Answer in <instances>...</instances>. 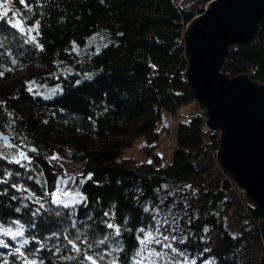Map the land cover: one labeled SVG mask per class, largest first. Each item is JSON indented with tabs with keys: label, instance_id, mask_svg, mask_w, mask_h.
I'll return each instance as SVG.
<instances>
[{
	"label": "trees",
	"instance_id": "16d2710c",
	"mask_svg": "<svg viewBox=\"0 0 264 264\" xmlns=\"http://www.w3.org/2000/svg\"><path fill=\"white\" fill-rule=\"evenodd\" d=\"M9 1L16 9H6ZM25 9L31 16H24ZM3 12L0 128L13 140L0 141V229L22 227L24 235H0L8 245H0V264H24L15 252L24 239L29 243L21 251L37 264H90L86 254L97 264L114 258L135 264L140 240L156 227L155 209L186 198L201 206L190 210L180 248L195 264H241L245 234L261 233L262 215L245 206L241 235L226 228L234 186L221 169L199 166L215 155L218 136L211 133L207 141L195 114L177 124L166 166L158 151L163 112L175 114L195 102L182 42L195 16L194 0H0ZM13 17L20 28L7 22ZM226 72L264 82V22L256 45L233 51ZM37 85L60 90L46 99ZM138 139L150 155L143 161L125 156ZM61 158L84 165L85 199L74 207L52 203L63 175ZM107 223L118 226L120 235ZM118 245L122 250L112 251Z\"/></svg>",
	"mask_w": 264,
	"mask_h": 264
},
{
	"label": "water",
	"instance_id": "95a60500",
	"mask_svg": "<svg viewBox=\"0 0 264 264\" xmlns=\"http://www.w3.org/2000/svg\"><path fill=\"white\" fill-rule=\"evenodd\" d=\"M262 22L264 0H210L185 25L182 42L197 116L218 136V167L244 205L261 213L264 248V82L226 72L233 51L256 45ZM12 140L0 128V141Z\"/></svg>",
	"mask_w": 264,
	"mask_h": 264
},
{
	"label": "rangeland",
	"instance_id": "374dc122",
	"mask_svg": "<svg viewBox=\"0 0 264 264\" xmlns=\"http://www.w3.org/2000/svg\"><path fill=\"white\" fill-rule=\"evenodd\" d=\"M210 0H194V11L195 15L201 13L205 6ZM6 9H16L14 5L9 1L6 4ZM22 12V11H21ZM15 13V12H12ZM25 17L31 16L29 9H25L22 12ZM16 16V13L14 14ZM20 20L19 18H17ZM21 26V23H18ZM95 38V37H94ZM93 38V39H94ZM99 43L105 42L104 39L99 38ZM27 70L22 71L21 74H25ZM4 83L8 81H3ZM37 92L46 99L53 98L58 94L60 90L59 85L54 86H43L37 85ZM197 114L196 102L187 107L180 108L175 114H173V122L170 126L168 137L164 142V146H158V151L161 152L162 165H167L172 157V151L175 147V129L179 122L187 121L190 116ZM170 116L168 112H163V121L166 122ZM166 124V123H165ZM208 131V130H207ZM211 132L208 131L206 134V140L209 141V135ZM142 139H138L134 148H131L125 153L126 157H130L132 160L143 161L146 158H150V155H144L139 149ZM143 159V160H142ZM57 162L61 165L68 167V171H63L62 177L58 179L57 190L53 193L55 198L69 200V196H65L64 193H69L71 196H75L77 193L80 194V186L84 180V165L67 159H58ZM61 165V167H62ZM199 166L207 167L215 171L216 168L220 169L217 165L215 155L206 156L201 159ZM226 175L225 173H220ZM58 188L62 191H58ZM81 196V194H80ZM230 199L232 201L231 210L225 215V226L228 231L238 236L242 233V226L239 220V215L244 213V203L241 200L238 192L234 189L229 192ZM79 199V197H76ZM81 202V201H80ZM182 203V204H181ZM201 203L193 201L190 198L177 199L168 206H160L155 209V220L156 227L145 232L142 239H147V234L151 233L153 240L146 246L142 245L139 251L140 255H137V259H143V264H192L196 261L190 256V254L183 248H180V244L186 237L185 222L187 221L190 210L194 209L198 211ZM159 229V231H157ZM168 239L165 240L164 237ZM175 237V239H173ZM245 242L243 249V260L241 264H264V248L262 243L261 233H247L245 234ZM141 239V240H142ZM159 241L157 243L156 241ZM171 244V248L164 247V245ZM175 249V251H173ZM161 253L162 256L158 257L155 254ZM213 260L208 259L204 264H212Z\"/></svg>",
	"mask_w": 264,
	"mask_h": 264
},
{
	"label": "snow or ice",
	"instance_id": "6c2138e0",
	"mask_svg": "<svg viewBox=\"0 0 264 264\" xmlns=\"http://www.w3.org/2000/svg\"><path fill=\"white\" fill-rule=\"evenodd\" d=\"M21 2H23V0H21ZM0 16H7V12H3L0 13ZM15 17H13L12 19H8V23L12 25V27H16V28H20L21 26L18 23H13V19ZM38 26V25H37ZM22 30V28H21ZM28 33H30L31 31H33V29H28L27 30ZM34 37H30V40H34ZM27 42V41H26ZM39 47V45H38ZM42 50V49H41ZM11 69H9L10 71ZM0 75H2V73H0ZM32 151H35V149H32ZM20 157L27 159V156H25V154L23 152H20ZM53 159H56V157H53ZM19 160H16V163H19ZM89 178H91L89 176ZM190 187V186H189ZM58 191H62L61 189L58 188ZM65 196H69L70 199L69 200H63V199H59V198H55V194H54V198L52 200V203L57 204L58 206H63L64 208H68L70 206H75L76 203H79L80 201L84 200L85 198L80 196L79 193H77L75 196H71L69 193H64ZM76 197H79V199H77ZM39 202V201H37ZM41 208H43V204L40 205ZM57 215H59V213H57ZM105 215H107V213H105ZM76 226V221L73 220L72 221V227ZM107 227L109 229H115V235L119 236L120 235V228L112 223H107ZM141 232H143V229L140 230ZM157 231H159V229H157ZM205 232H207V229H205ZM0 235H6V236H11L13 239H15L16 237H23L24 235V231L23 228L20 227L18 228L15 232H13L11 229H0ZM65 239H68L67 236H65ZM76 239H79V236L76 237ZM139 239V237H138ZM165 240L168 239L167 236L164 237ZM173 239H175V237H173ZM105 240H107V237H105ZM105 240H101L100 243L103 244L105 242ZM153 237L151 233L147 234V239H142L140 240V244L146 246L148 243L152 242ZM83 242H87L86 240ZM157 243H159V241H156ZM29 243V241L27 239H24L21 244L20 247H17L15 249L16 253H19L20 257L24 258V264H37V261L35 259L29 260L27 259V257H25L24 252L21 251V248H23L25 245H27ZM68 243L71 245V248L73 251L79 253L80 252V248L77 246V243L74 240L68 239ZM0 245L7 247L8 245L4 244V242L2 240H0ZM164 247L167 248H171V244H167L164 245ZM122 250L121 247L118 245L116 248H113L112 251H120ZM36 251H39V249H37ZM173 251H175V249H173ZM205 251H208V249H205ZM137 255H140V253H137ZM158 257H161L162 254L161 253H156L155 254ZM101 259H103V256L100 257ZM85 259L90 261V264H97V261L90 255H85ZM4 264H7V261L4 262ZM40 264H43V262L41 261ZM109 264H118V258H114L113 260H111L109 262ZM135 264H143V259L138 260L135 262ZM178 264V262H177ZM187 264V261H186ZM192 264H195V262L193 261Z\"/></svg>",
	"mask_w": 264,
	"mask_h": 264
},
{
	"label": "built area",
	"instance_id": "2783aa9c",
	"mask_svg": "<svg viewBox=\"0 0 264 264\" xmlns=\"http://www.w3.org/2000/svg\"><path fill=\"white\" fill-rule=\"evenodd\" d=\"M173 122V114H170V116L167 118L166 120V129H163L162 131L159 132L158 134V145L160 147L164 146V142L166 139V137H168L169 131L171 130L170 126L172 125ZM168 141V140H167ZM161 153V152H160ZM162 154V153H161ZM143 160V159H142ZM62 165V164H61ZM166 166V165H165ZM62 170L63 171H68V167L62 165Z\"/></svg>",
	"mask_w": 264,
	"mask_h": 264
}]
</instances>
